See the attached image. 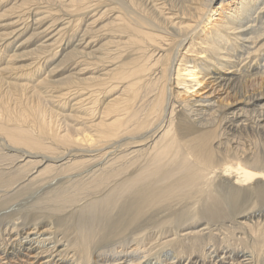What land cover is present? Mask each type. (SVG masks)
<instances>
[{
	"label": "bare ground",
	"instance_id": "obj_1",
	"mask_svg": "<svg viewBox=\"0 0 264 264\" xmlns=\"http://www.w3.org/2000/svg\"><path fill=\"white\" fill-rule=\"evenodd\" d=\"M0 264H264V0H0Z\"/></svg>",
	"mask_w": 264,
	"mask_h": 264
},
{
	"label": "rangeland",
	"instance_id": "obj_2",
	"mask_svg": "<svg viewBox=\"0 0 264 264\" xmlns=\"http://www.w3.org/2000/svg\"><path fill=\"white\" fill-rule=\"evenodd\" d=\"M258 214V213H257Z\"/></svg>",
	"mask_w": 264,
	"mask_h": 264
}]
</instances>
